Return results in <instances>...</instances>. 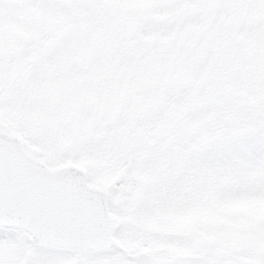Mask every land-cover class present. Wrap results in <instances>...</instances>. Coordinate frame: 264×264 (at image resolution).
I'll use <instances>...</instances> for the list:
<instances>
[{"label": "snow or ice", "instance_id": "1", "mask_svg": "<svg viewBox=\"0 0 264 264\" xmlns=\"http://www.w3.org/2000/svg\"><path fill=\"white\" fill-rule=\"evenodd\" d=\"M16 122L126 168L129 211L174 227L130 260L88 177L0 139V264H264V0H0Z\"/></svg>", "mask_w": 264, "mask_h": 264}, {"label": "rangeland", "instance_id": "2", "mask_svg": "<svg viewBox=\"0 0 264 264\" xmlns=\"http://www.w3.org/2000/svg\"><path fill=\"white\" fill-rule=\"evenodd\" d=\"M15 136L23 151L45 166L70 163L82 169L89 186L104 189L106 208L116 235L114 245L126 249L130 260L150 255L153 249L168 240L172 225L154 219L143 207L129 211L132 202L131 175L124 167L97 161L90 156L67 148L63 144L65 129L59 126L33 128L22 122L5 123L3 131ZM56 151L48 155L50 148Z\"/></svg>", "mask_w": 264, "mask_h": 264}, {"label": "water", "instance_id": "3", "mask_svg": "<svg viewBox=\"0 0 264 264\" xmlns=\"http://www.w3.org/2000/svg\"><path fill=\"white\" fill-rule=\"evenodd\" d=\"M0 139L5 140L8 143H10L11 145H13L18 151H20L23 154L26 163L28 165L34 167L35 169H43L45 171H60V172L71 171V172L76 173L77 175L84 176L81 168H79L75 165H72L70 163L58 164L56 166H45V165H43L40 161L28 156L23 151L19 140L15 136H13L9 133L0 132ZM87 190L94 198H97L102 202L104 217L110 221V218H109V215L107 212V208H106V199H107L106 191L104 189H100V188L89 186V185H88ZM109 242L111 245H114V239L112 237H111Z\"/></svg>", "mask_w": 264, "mask_h": 264}]
</instances>
